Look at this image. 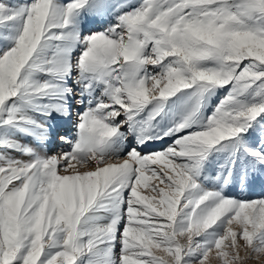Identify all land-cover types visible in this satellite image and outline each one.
Segmentation results:
<instances>
[{
    "label": "snow or ice",
    "instance_id": "obj_1",
    "mask_svg": "<svg viewBox=\"0 0 264 264\" xmlns=\"http://www.w3.org/2000/svg\"><path fill=\"white\" fill-rule=\"evenodd\" d=\"M257 178L264 0H0V264H264Z\"/></svg>",
    "mask_w": 264,
    "mask_h": 264
},
{
    "label": "rangeland",
    "instance_id": "obj_2",
    "mask_svg": "<svg viewBox=\"0 0 264 264\" xmlns=\"http://www.w3.org/2000/svg\"><path fill=\"white\" fill-rule=\"evenodd\" d=\"M88 26L91 27V24ZM70 130H71L70 125H67V124H64L63 122H61L58 125L56 131H57V134H65L66 132H68ZM53 143H55L54 145H56V146L51 147V145H50V150H52V151H55L57 148H60V147H66L65 145H60L56 142H53ZM157 147H160V145H152L151 149H155ZM238 192H239L238 187H233L230 189L231 194H238ZM262 195H264V180L257 178L253 182V184H252V186L248 192V198H257V197L262 196ZM250 264H258V262L251 261Z\"/></svg>",
    "mask_w": 264,
    "mask_h": 264
},
{
    "label": "bare ground",
    "instance_id": "obj_3",
    "mask_svg": "<svg viewBox=\"0 0 264 264\" xmlns=\"http://www.w3.org/2000/svg\"><path fill=\"white\" fill-rule=\"evenodd\" d=\"M54 144H55V143H52V144H51V147L56 146V145H54Z\"/></svg>",
    "mask_w": 264,
    "mask_h": 264
}]
</instances>
